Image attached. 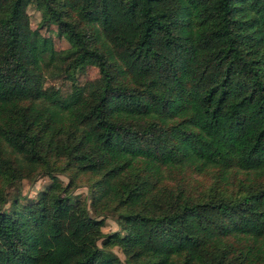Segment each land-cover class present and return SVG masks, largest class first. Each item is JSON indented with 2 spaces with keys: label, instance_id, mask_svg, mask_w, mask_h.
<instances>
[{
  "label": "trees",
  "instance_id": "1",
  "mask_svg": "<svg viewBox=\"0 0 264 264\" xmlns=\"http://www.w3.org/2000/svg\"><path fill=\"white\" fill-rule=\"evenodd\" d=\"M194 172L214 183L188 190ZM83 174L116 229L71 198ZM111 245L264 264V0H0V264H123Z\"/></svg>",
  "mask_w": 264,
  "mask_h": 264
},
{
  "label": "rangeland",
  "instance_id": "2",
  "mask_svg": "<svg viewBox=\"0 0 264 264\" xmlns=\"http://www.w3.org/2000/svg\"><path fill=\"white\" fill-rule=\"evenodd\" d=\"M26 12L29 14L30 18L34 21L40 20V9H38L34 2L31 1L26 6ZM48 33L53 35L55 33V25L49 24ZM62 44V43H61ZM81 79H91L97 75V69L93 65H85L83 69L80 70ZM55 84H59L60 81H54ZM55 175L65 183L67 181V176L64 172H55ZM195 179L189 180L188 190H204L205 186L214 183L213 173H191ZM50 181V178L45 173H35L33 177L25 176L18 180H14L6 186V199H11L17 197L21 201L27 200V198H34L36 192L46 186ZM87 175H78L74 182L70 183L68 189L70 191L71 198L77 197L83 199L88 207V210L95 214L93 207L90 205V188L88 186ZM235 185L232 186L231 190H235ZM230 192V191H228ZM8 205V202L5 204ZM99 214L96 215L97 219L100 220L99 227L103 232H109L117 228V224L114 221L115 212L109 211L107 209L99 210ZM111 249L118 255L123 264H129L124 260V255L117 245H111Z\"/></svg>",
  "mask_w": 264,
  "mask_h": 264
}]
</instances>
